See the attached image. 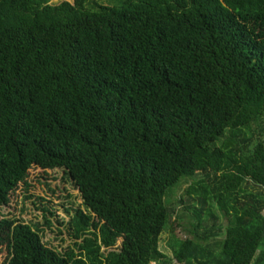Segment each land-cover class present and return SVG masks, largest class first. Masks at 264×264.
<instances>
[{
  "label": "trees",
  "instance_id": "obj_1",
  "mask_svg": "<svg viewBox=\"0 0 264 264\" xmlns=\"http://www.w3.org/2000/svg\"><path fill=\"white\" fill-rule=\"evenodd\" d=\"M32 168L80 192L75 247L0 214L3 264H264V0H0V209ZM183 180L227 226L176 238Z\"/></svg>",
  "mask_w": 264,
  "mask_h": 264
},
{
  "label": "rangeland",
  "instance_id": "obj_2",
  "mask_svg": "<svg viewBox=\"0 0 264 264\" xmlns=\"http://www.w3.org/2000/svg\"><path fill=\"white\" fill-rule=\"evenodd\" d=\"M62 1L74 3V0H52V3L58 4ZM95 1L104 3L107 0ZM28 180L30 186L26 187L25 184L21 183L13 193L10 205L2 207L0 214L9 219H17L20 222L40 227L42 241L59 253H64L69 248L75 247L76 239L70 226V220L76 208H85V206L80 192L73 185V182L67 177L63 169L58 168L47 170L32 168ZM191 182L192 180L181 181L165 199L167 206L171 209L170 222L173 233L176 238L181 240L195 238V231L203 233L215 224L227 226V220L221 211L214 206V213L217 217L204 215L202 227L195 229L197 220L193 211L189 210L194 201L184 193ZM47 221H51L50 225ZM170 231L167 229L160 235L159 244L160 250L168 258L173 257L170 246L172 232ZM223 238L224 236L221 237V239ZM121 244L122 239L118 241L115 247H120ZM103 250L105 251V248ZM6 254L7 251L3 248L0 251V264H3ZM174 264H176L175 261Z\"/></svg>",
  "mask_w": 264,
  "mask_h": 264
}]
</instances>
